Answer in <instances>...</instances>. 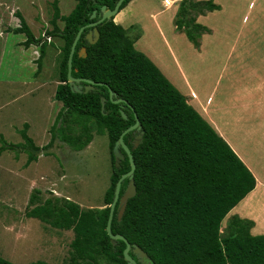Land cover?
<instances>
[{"label":"trees","instance_id":"16d2710c","mask_svg":"<svg viewBox=\"0 0 264 264\" xmlns=\"http://www.w3.org/2000/svg\"><path fill=\"white\" fill-rule=\"evenodd\" d=\"M75 1L66 16L59 14L54 1L51 29H46L45 38L35 37L21 13L15 12L19 26L7 31L25 34L22 43L26 47L39 46L38 70L47 37L61 42L54 98L62 107L50 127L46 145L39 147L33 143L25 122L19 130L24 143L5 142L0 136V154L8 148H23L28 164L56 139L79 151L94 134L106 132L112 168L103 196L106 206L80 212L74 201L54 197L34 205L26 215L57 229H72L69 258L62 264H128L122 253L125 243L110 239L105 227L116 182L130 168L124 150L120 148L124 158L116 162L112 148L121 132L135 122V113L140 128L125 134L123 140L135 163L136 193L128 199L120 219L116 203L110 225L112 233L122 234L131 244L129 254L138 264H264V234L251 233L253 220L232 215L227 234L221 236L220 232L228 212L254 188V176L215 128L134 47L139 33L129 36L112 17L97 25L99 37L95 43H89L86 35L92 27H85L72 56L71 74L105 84L94 85L85 92L86 84L81 82L80 92L72 89L66 75L67 58L77 31L98 18H90L93 10L99 12L101 5L113 8L117 0ZM129 1L123 0L119 11ZM214 9L219 6L212 0H181L175 24L195 47L207 31L195 22L196 15ZM59 19L62 26L57 23ZM83 47L85 54L81 52ZM108 88L116 93L115 98H124L131 107L111 102ZM127 184L128 178L121 183L120 196ZM134 244L146 253L145 258L138 259L132 252ZM0 264L15 263L0 256Z\"/></svg>","mask_w":264,"mask_h":264},{"label":"rangeland","instance_id":"374dc122","mask_svg":"<svg viewBox=\"0 0 264 264\" xmlns=\"http://www.w3.org/2000/svg\"><path fill=\"white\" fill-rule=\"evenodd\" d=\"M54 1L63 16L75 4V0H0V136L5 142L24 143L19 130L26 122L27 134L33 143L39 147L46 145L50 140V127L62 107V103L54 98L58 84L60 40L54 38L58 39V46L54 42L46 46L38 70L36 58L39 46H24L21 39H26L25 34H1L6 32V27L19 24L17 16H7L11 8L21 13L35 37L44 36L46 28L51 27L47 22L52 17ZM165 2L168 9H165L167 7L162 0H132L126 9L125 20L137 19L131 21L136 24L129 34L133 37L144 29V37L135 47L147 55L171 83L179 77L176 64L179 61L189 75L188 88L191 84L193 89H197L206 81L213 84L220 69L218 64L225 60L229 46L236 45V39H245L251 29L258 31L249 39L254 40L259 51L255 50V54L244 58L241 66L244 69L239 72L229 70L225 75H229V82H232L233 76L251 82L254 77L264 74V63L261 62L264 55V0H213L222 8L210 14L207 22L204 18L198 21L213 29V34L205 36L202 41V52L198 51L199 44L195 47L187 39L183 29L174 28L177 9L170 6L171 2ZM176 2L178 6L181 0ZM152 13L156 16L153 17ZM235 33L239 38L234 37ZM240 46V43L237 44L233 52L235 56L241 54L237 52ZM226 102L234 105L236 101L231 97ZM217 103L220 104L219 100ZM211 113L214 125L223 123L218 111ZM222 118L232 125V114L227 112ZM246 118L253 120L252 116ZM220 126L216 125L223 128ZM261 128L264 129V125ZM233 134L238 138L236 141L232 137L234 144L239 142L235 144L236 150L247 158L254 159L256 156L260 173L264 176V137L260 138L258 134L257 142H254V134L244 131H233ZM109 150V139L104 132L94 134L90 143L79 151L56 139L47 149L40 150L37 159L28 164L27 152L23 148L3 151L0 154V256L15 264L67 262L69 244L74 237L72 229L51 227L26 213L34 205L54 197L66 199V202L74 201L80 212L102 210L106 206L103 196L112 172ZM95 216L98 220L99 214ZM231 216L227 214L222 220L221 236L227 234Z\"/></svg>","mask_w":264,"mask_h":264},{"label":"crops","instance_id":"0c3cea01","mask_svg":"<svg viewBox=\"0 0 264 264\" xmlns=\"http://www.w3.org/2000/svg\"><path fill=\"white\" fill-rule=\"evenodd\" d=\"M165 1L171 2L170 6L171 7L174 6V8L177 9L176 12L174 13V16H175L174 28L177 29L175 20H176V15H177L179 5L177 6L175 2L176 1L178 2L180 0H162L163 4L166 5L167 7L168 4ZM131 2L132 0H130L119 12H117V14H115V16H113L114 22L120 24L123 28H125L129 36H131V34H129L130 33L129 31L136 24V23H131V21H133L135 17L131 19L129 22H126L127 20H125L126 9L131 4ZM215 4L219 6V9H214L211 11L205 10L203 14H198L196 15V18H195L196 23H199L207 28V31L203 32L198 39L199 41L198 51L200 52H202L201 44H202L203 39L205 38V36L207 37L210 34H213V29L209 26L207 27L205 24H202L198 21L200 18H204V20L207 22V18L210 14L216 13L217 11L221 10L222 8L221 4H218V3H215ZM168 8L169 7L165 9H168ZM8 10L9 12L7 16H15V12L13 9L10 8ZM11 13L12 15H10ZM155 16L156 14H153V17ZM18 23H19V20H18ZM48 23L51 26L50 18L48 19L47 24ZM57 23L59 26H62L63 24L62 19H59ZM18 26L19 24L17 26L6 27L5 28L6 32L3 31L1 33L2 36L10 33V31H7L8 29L15 28ZM46 29H51V27L46 28ZM142 29L143 27H141V30ZM139 34H140L139 37L134 41V47L144 37V29L142 30V32H139ZM257 34H258V31L251 29L245 36V39L242 38V40L241 39L235 40L236 41L235 43L237 44L240 43L241 45L237 50V52L241 53L239 56H235L233 54V52H235V50L237 49V44L229 46V51L226 55L225 60L220 62V64H218L220 65V69L218 70V76L215 78L213 84H212V81H210L209 83L208 81H206V82H203L201 86L197 87V89H193L191 87V84L189 85V88H188L186 83L187 84L189 83V81L187 80L189 75L186 74L185 69L182 68L183 64L179 61L176 63L178 66L177 69L179 71V77H177L175 81H172L174 83L172 84L186 97L187 102L190 105H192L200 113V115L203 118H205L215 128V130L218 132V134L223 139L226 140V142L230 145V147L234 150V152L238 155V157L242 160V162L246 165V167L250 170V172L254 176L255 178L254 188L243 199H241L228 212V214L238 215L239 217L249 218L253 220L254 225L250 229L251 233L252 234H264V227H262L264 226V222L261 223V221L264 220V215L261 214V213H264V205H263L264 176L260 173V165L258 164L259 161L257 162L256 156H254V159L251 157L247 158L241 153H239V151L236 150V146H235V144H239V142H236L234 144L232 140V137L233 139L235 138L233 136L234 135L233 131H235L236 133H239L240 131H244V132H248L249 134L256 135L252 139V141L254 142L255 141L257 142L256 137L258 134L260 138L264 137V129L261 128V126L264 125V74L262 76L260 75L258 77H254L251 82H246L245 80H243L244 81L243 82L240 78L235 77V76L231 77L232 82H229V79L227 78L229 75H225V73H227L229 70H232L233 72L236 70L237 72H239L240 69H244L241 67L243 65L242 63H243L244 58L250 56V54L252 53L255 54V50L256 52L259 51L258 48L255 47L254 40L249 39V37H252ZM234 35H235L234 36L235 38H239L236 33ZM47 38H48L47 45L53 44L52 42H54V44L58 42V39L54 40L55 37L49 36ZM21 41H24V40L21 39ZM55 46H58V44H56ZM242 54H245V55H242ZM261 58H262L261 62L264 63V55ZM256 64H255V67L257 68L258 66ZM202 85H203V89H201ZM231 97L232 99L236 101L234 105H230L226 102V100ZM218 100L220 104L217 103ZM217 104L219 105L220 108L217 106ZM211 111L219 112L221 121L223 123L222 124L216 123V125H219V126L222 125L223 128H220L221 126L216 127V125H214L213 123L214 121L210 117V115L213 117V114L211 113ZM227 112H229L230 114L234 116V120L231 126L229 124V121H226L224 118H222V115H224ZM207 113H209V115ZM247 116H252L253 120L249 121V119L246 118ZM239 124L240 126H238ZM235 139L236 141H238L237 140L238 138H235ZM247 159L248 160L250 159V160L247 161ZM260 164H261V161H260Z\"/></svg>","mask_w":264,"mask_h":264},{"label":"water","instance_id":"95a60500","mask_svg":"<svg viewBox=\"0 0 264 264\" xmlns=\"http://www.w3.org/2000/svg\"><path fill=\"white\" fill-rule=\"evenodd\" d=\"M123 2V0H117L114 7L113 8H107L106 5H101L99 12H97V10H93L90 18H94V17H98L96 20L82 26L79 28V30L77 31L70 50H69V54H68V58H67V81L68 83L72 86V89L74 91H78L80 92L82 90V85L81 82H84L86 85L84 86V91L86 92L89 88H91L94 85H103L105 83L101 82V81H94L88 78H79V77H74L71 74V70H72V56L75 50V46L76 43L83 31V29L85 27H92V29L87 33L86 38L88 40L89 43H95L99 37V31L97 29V25L99 23H101L104 20H109L110 18H112L113 16H115V14H117V12H119V8L121 3ZM81 52L85 54V48H81ZM109 91V99L111 102L113 103H120L123 102L126 105H128L129 107H131V105L128 103L127 100H125L124 98H115L116 97V93L111 89L108 88ZM122 117L126 118V115L123 111H121ZM135 116V122L128 126L126 129H124L121 134L119 135V137L117 138V140L115 141L112 151H113V155L115 157V161L117 162L119 159H123L124 156L120 150L123 149L124 152L127 154L128 159H129V163H130V168L127 172L123 173L119 179L116 182L115 185V189H114V195H113V199L109 205V213H108V218H107V222H106V232L108 234V236L110 237V239L112 240H122L125 243V248L123 249V257L124 259L127 261L128 264H138L137 260L134 259L130 254L129 251L131 249V244L129 243V241L120 233H112L111 231V220L113 217V212L116 206V203L118 204V214H117V218L120 219L124 213L127 201L129 198L133 197L136 193V187L134 184V180H133V173L135 170V163L134 160L132 158V154L131 151L129 149V147L127 146V144L124 142L123 140V136L125 134H127L128 132L132 131V130H138L140 128L139 125V119L137 117V115L134 113ZM141 136L139 135V138ZM128 178V184L123 192V194L120 196L119 192H120V186L121 183L124 179ZM132 252L137 256L138 259L141 258H145L146 257V253L136 244L132 245Z\"/></svg>","mask_w":264,"mask_h":264}]
</instances>
